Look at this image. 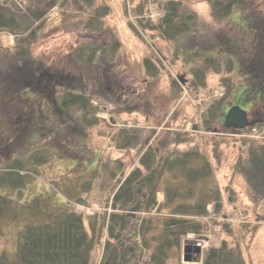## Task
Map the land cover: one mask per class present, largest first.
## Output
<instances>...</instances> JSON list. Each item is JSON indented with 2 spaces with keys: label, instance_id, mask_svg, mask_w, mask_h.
Returning <instances> with one entry per match:
<instances>
[{
  "label": "trees",
  "instance_id": "16d2710c",
  "mask_svg": "<svg viewBox=\"0 0 264 264\" xmlns=\"http://www.w3.org/2000/svg\"><path fill=\"white\" fill-rule=\"evenodd\" d=\"M99 1L97 3V0H23L18 3L16 0H0V33L8 32L15 36L12 47H2L0 50V56L8 58L6 64L10 69L7 70L6 66L5 69H0V107L8 106V112H2L4 116L7 115L5 118L1 117L2 121L6 119L8 125H12L13 122L18 123L16 117L19 114L22 121L18 128L16 126L18 130L30 127L31 133L37 134L47 129L54 135L64 130L63 125L73 124L76 118L79 119V124L88 125L96 122L97 119L92 117L97 108L92 105L91 100L102 97L94 92V87L90 89L91 85L100 84L96 83L99 81V73L96 69L99 67L104 71V64H109V60L113 62L120 44L123 43L114 31L107 28L109 18L112 16L110 5L114 0ZM120 1L122 9L120 19L125 22L123 23L126 33L132 34L135 40L145 45L141 31L149 33L157 31L158 38L171 44L174 59L194 62L201 58L197 63L199 65L192 64L188 69L190 75L187 79L188 87L195 96L207 89L206 79L210 71L216 74L225 72L220 78L223 84L220 88L224 91V95L213 100L205 98V95L201 98V101L211 102L201 116V123L207 130L212 124L217 123L220 117L221 121L223 120L224 105L234 89L231 76L234 71L243 78L244 87L231 104L238 103L247 108L256 125L264 126V14L255 10L252 3L245 0H205L209 8L207 16L211 20L220 22L236 12L240 22H235L233 26L249 29L248 34L252 37L250 36L249 48H244L241 42H231L228 39V42L225 40V44L209 43L213 49L205 47L201 50L203 42L200 39L202 32L199 28L205 25L200 21L197 11L188 7L187 3L191 0ZM70 8H78L83 16L80 27L78 24L77 27L67 30L85 36L87 34L99 36L96 40L80 44L70 51V58L78 66L75 75L63 70L50 71L48 66L33 59L31 50L52 17L60 10ZM152 11H159L162 14L153 25L150 23ZM69 23L68 18L62 19V25ZM216 34L217 32L214 31L211 33L213 36ZM100 36L109 40L105 38L101 40ZM188 46H191L190 59L179 56L180 50ZM209 52L216 55H211ZM140 63L150 77L161 76L164 70L169 71L168 67L163 65V60L155 53L144 54ZM170 84L179 94L180 82L170 76ZM212 89L210 88L208 93H211ZM27 92H33L35 95V105L32 110L25 112L27 107L23 102V95ZM16 97L22 102L17 103ZM42 103H45V106L42 107ZM140 106H129L125 112H139ZM70 108L75 110L72 115L66 112ZM12 111L18 114L10 118ZM33 111L39 113L33 115ZM57 119L62 121L60 125H57ZM72 133L76 135L75 130H72ZM130 135L131 137L126 139L128 143L124 144L130 146L129 148L136 144L135 134ZM238 139L234 140L235 144ZM240 140L243 141L246 151L244 155L238 156L233 166L231 180L225 187L222 186L221 190L213 194L209 191V196L200 202L185 204L180 200L185 196L182 191L176 187L165 186L162 189L164 200L157 204L156 193L161 189L156 182L165 170L178 171L186 182L184 185L187 184L191 188L212 174L207 157L200 150L199 145L191 144L196 142L192 134L182 130L168 131L160 141L164 146H168L171 142L173 148H170V153L167 155L162 154L159 168L157 165L155 167L152 165L155 162L154 152L148 150L145 154L139 155L138 152L141 151L139 147V150L135 151V155L139 158L134 166L125 176L123 172L116 178L113 190L110 191L111 195L107 194L106 197L100 198L104 204L93 215H87L85 211H78L72 206L71 203L88 206V199L82 195H77L71 200L72 202L62 203L63 207L67 208L51 213L45 220L36 206L34 209L39 212V217L25 224L12 251L13 254L8 256L7 253L2 252L0 264H139L143 247L148 248L152 264H165L168 258L166 246L173 245L175 253L180 256L182 240L186 234L194 233L199 236L207 230L208 223L198 219L217 215L220 211H222L221 216L225 218H231L237 211H241L245 219L238 223L231 219L222 222L219 239L204 252L201 264H250L249 256L245 254L247 248L245 239L248 235L251 236L250 238L254 236L262 220L249 205H241V200L239 201L238 198L239 191L236 190L233 178L241 177L249 187L255 189V193L260 194V198H264V141L248 138ZM185 141L190 145L179 148L178 146ZM213 155L218 156L214 152ZM36 159H40L41 162L45 156L40 155ZM3 165L5 166L3 172L6 173L0 174L4 176L0 178V181L4 180L0 184L11 186L10 182H14L19 185L18 178L22 176L21 170L17 169L19 164L14 163L13 166L6 162ZM91 174L95 178L98 174L97 169H93ZM107 179H115V175L111 174L110 179L105 177L104 180L107 182ZM143 182L146 183V187L142 186ZM78 187L83 193L92 190L94 185L91 176L90 180L84 181ZM225 192L228 193L229 198L224 199L222 193ZM0 198L4 197L0 194ZM34 203L36 204L37 201ZM34 203L29 202L27 206L33 207ZM207 204L212 205L210 210L207 209ZM108 207L110 211L107 210ZM153 209L158 213L162 211L168 213L160 216L155 226L151 216H140V212L149 214ZM250 214L256 218L251 220ZM153 228L156 229V234L152 233L149 238L148 231ZM126 230L129 236L125 234ZM151 244H154L152 248ZM178 264L183 263L179 261Z\"/></svg>",
  "mask_w": 264,
  "mask_h": 264
},
{
  "label": "rangeland",
  "instance_id": "374dc122",
  "mask_svg": "<svg viewBox=\"0 0 264 264\" xmlns=\"http://www.w3.org/2000/svg\"><path fill=\"white\" fill-rule=\"evenodd\" d=\"M140 1L142 2V0ZM245 1L252 3L255 10L264 14V0ZM99 2L97 0V3ZM187 4L191 10L197 11L200 21L205 25L199 28L202 32L200 39L203 42L201 50L205 47L213 49L210 47L213 42L225 44V40L228 42V39L231 42H241L244 48L250 47L252 36L250 35V37L248 34L249 29L244 30L233 26L235 22H240V17L236 12L223 21L214 22L207 16L209 8L205 0H191ZM120 5V0H114L110 5L112 16L109 18L107 28L114 31V34L123 43L120 44L115 58L112 60L113 62L109 60V64H104V71L99 67L96 69L99 73V81L96 83L100 84H94L90 87V89L94 87V92L98 96H102L101 98H92V105L99 106L96 108L100 110V112L95 111V117H92L97 119L95 123L79 124V119L76 118L73 124L70 126L63 125L64 130L55 135L47 129L42 130L44 132L33 134L30 127L29 129L24 127L17 129L22 121L18 113V117H16L18 123L13 122L12 125H8L6 119L2 121L1 117L3 118V113L8 112V106L0 107V174L6 173L3 172V167H5L3 164L7 162L13 166L14 163L15 165L18 163L19 166L15 167L21 170L20 175H22L18 178L19 185L10 181L6 182H10L11 186L5 183L0 184V194L4 197L0 198V256L2 252L7 253L8 256L13 254L12 251L17 245L20 231L23 230L26 223L28 224L32 219L39 217L38 213L40 211L43 220L48 219L51 213H57L67 208L63 207L62 203L72 202L71 200L75 199L77 195L87 198L89 204L87 207L82 208L71 203L76 210L85 211L87 215H93L95 211L100 210V205H103L104 202L99 197H106L107 194H110L113 185L116 183V178L121 176L123 172L125 176L134 166L139 157L135 155V151L139 150V147H141V151L138 152L139 155L145 154L148 150L154 152L155 162L152 165L153 167L157 165L159 168L162 154L167 155L170 153V148H173L171 142L169 143L171 147H169V145H162L160 141L168 131L182 130L192 134V137L196 140L192 145L194 146L195 143L199 145L200 150L207 157L206 160L212 174L191 188L187 184L184 185L186 182L178 171L177 173L176 171L165 170L156 182L161 189L156 193V200L159 202L164 200L162 189L165 186L176 187L179 191H182L185 196L180 200L185 204H195L207 198L209 191L213 194L221 190V187H225L228 184L227 182L231 180L233 166L238 156L245 154L246 147L240 139L248 138L260 142L264 141L263 127L254 124L248 126L242 132L233 131L223 127L221 117L217 123L212 124L211 128L207 130L201 123V116L211 102L201 101V98L205 95V98L209 100L214 99L209 97L211 94L208 93V90L223 86L220 78L225 72L216 74L210 71L206 79L207 89L195 96L188 87L187 79L190 78L188 69L192 67V64L199 65L197 63L201 61V58L196 59L194 62L174 59L171 44L158 38L157 31L149 33L140 30L145 45L138 42L132 34L128 33V35L124 29L125 22L120 19V13H122ZM82 16L83 14L78 8L63 9L53 16L49 25L42 31L39 41L31 47L33 59L42 65L48 66L50 71L63 70L75 75L78 66L70 58V51L80 44L96 40V37L99 38V36L91 34L85 36L67 30L68 28L77 27L78 24L80 27ZM161 16V12L152 11L150 14V20L152 21L150 23L155 24ZM63 18H68L70 25H62ZM213 31L217 32L214 36L211 35ZM102 38L109 40L106 37H101V40H103ZM14 39L15 36L8 32L0 33V50L2 47H12ZM209 43L211 44L209 45ZM190 48L191 46H188L180 50L179 56L189 58ZM149 52L155 53L156 56L161 58L164 62L163 65L167 66L169 71L164 70V74L161 76H148L140 62L141 57ZM209 53L216 55L214 54L215 51ZM108 57L110 58V56ZM7 61L6 56H0L1 70L5 69V66L7 70H10L6 64ZM231 74L234 89L228 102L224 105L223 111H226V107L231 104L244 87L243 78L237 71ZM170 76L180 82L181 91L179 94L176 88H173L170 84ZM98 85L99 87H97ZM21 91L19 90V92ZM44 94H46V91H44ZM23 97V102L27 107L25 112L32 110L33 105H35L33 92H27ZM16 101L17 103L22 102L18 97H16ZM42 105L45 106V103H42ZM136 105H141L139 112H125L129 106ZM11 109L13 108L11 107ZM35 112H32L33 115L39 113ZM66 112L72 115L75 110L70 108ZM17 114L12 111L10 118L17 116ZM46 114L49 115L50 112ZM250 119L252 118L250 117ZM56 121L57 125L62 122L58 119ZM258 127L259 129H257ZM119 128L129 130L124 132L125 135L130 132L135 134L136 144L133 147L129 148L130 146H124L125 143L123 145L117 143L124 136L122 133L119 134ZM80 129L81 131H79ZM72 130L76 131L75 136ZM34 135L37 137L35 138ZM237 138L239 139L235 144L234 140ZM186 142L181 143L178 147L185 148V145L189 146L190 144ZM120 145L121 148L118 147ZM213 152L218 156L215 157ZM40 155L45 156V159L41 162L40 159H36ZM93 169H97L98 172L95 178L91 174ZM111 174L115 175V179H110ZM90 176L93 180V191L83 193L78 186H81L84 181L90 180ZM103 176L109 177L110 180L107 179L106 182ZM0 178H4V176ZM233 180L237 187L236 190L239 191L238 198L242 203L240 204L249 205L251 209L259 214L262 220L257 232L253 234L254 236L252 235V238H250V235L246 237L247 248L245 254H248L250 264H264V198H260V194L255 193V189L252 186L249 187L241 177L235 176ZM142 186L146 187V183L143 182ZM222 195L224 199L229 198L227 192L222 193ZM64 198L67 200H64ZM255 198L258 200L255 201ZM34 201H37V203L35 204ZM29 202L34 203L33 207L29 208L27 206ZM36 206L39 212L35 211ZM226 212L230 214L227 209ZM221 214L222 211L215 215L216 220L219 221L218 224L214 223L215 218L204 216L205 218L198 219L201 222L205 221L210 224V226H207L206 232H202L203 234H206L209 229L214 233L219 231L218 234H220L223 222ZM146 215L154 219L153 224L155 226L160 216L168 215V213L166 211L158 213L152 210L149 214L145 213L144 216ZM250 215L251 220H254L255 216ZM218 227H220V230ZM125 232L129 236L127 230ZM148 233L147 236L151 238L152 233L156 234V229L153 228ZM154 244H151L150 247L152 248ZM166 248H168V258L165 264H178L179 261H182L181 257L175 253L173 245L166 246ZM139 264H151L149 251H146L143 256H139Z\"/></svg>",
  "mask_w": 264,
  "mask_h": 264
},
{
  "label": "water",
  "instance_id": "95a60500",
  "mask_svg": "<svg viewBox=\"0 0 264 264\" xmlns=\"http://www.w3.org/2000/svg\"><path fill=\"white\" fill-rule=\"evenodd\" d=\"M250 123L252 122L248 120L246 110H244L239 104L231 105L224 115L223 125L225 128L241 130L246 128ZM195 249L198 251L197 248ZM190 250V246L187 245L184 247V260L186 261L191 259L189 254Z\"/></svg>",
  "mask_w": 264,
  "mask_h": 264
},
{
  "label": "bare ground",
  "instance_id": "6f19581e",
  "mask_svg": "<svg viewBox=\"0 0 264 264\" xmlns=\"http://www.w3.org/2000/svg\"><path fill=\"white\" fill-rule=\"evenodd\" d=\"M196 244H197L200 248H201L202 245H203L202 241H200V240L196 241Z\"/></svg>",
  "mask_w": 264,
  "mask_h": 264
}]
</instances>
